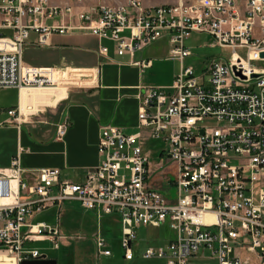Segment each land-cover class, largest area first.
<instances>
[{
    "label": "built area",
    "instance_id": "2783aa9c",
    "mask_svg": "<svg viewBox=\"0 0 264 264\" xmlns=\"http://www.w3.org/2000/svg\"><path fill=\"white\" fill-rule=\"evenodd\" d=\"M32 31L40 45L54 33L74 31L110 39L117 54H129L142 68L151 60L134 59V52L165 36L168 58L181 65L169 85L140 86L136 131L100 126L101 158L82 180L63 178L59 167H41L27 181L19 156L14 171L0 172V264L49 258L33 242L51 240L56 249L63 235L58 225L35 217L70 200L98 216H119L127 259L134 257L137 227L167 223L175 235L147 245L142 256L187 264L202 247L217 264H264V66L255 64L264 61V0H126L80 9L50 0H0V88L61 82L56 67L24 62ZM192 31L211 34V44L228 48L232 59L212 57L200 74L183 65L192 54L185 45ZM99 50L106 53L107 46ZM9 113L18 117L16 108ZM68 126L66 118L58 124L59 138ZM148 137L165 142L160 150L173 165L175 198L152 182L155 171L142 144ZM94 240L98 256L112 253L104 236Z\"/></svg>",
    "mask_w": 264,
    "mask_h": 264
},
{
    "label": "crops",
    "instance_id": "0c3cea01",
    "mask_svg": "<svg viewBox=\"0 0 264 264\" xmlns=\"http://www.w3.org/2000/svg\"><path fill=\"white\" fill-rule=\"evenodd\" d=\"M50 1L71 4L74 9H80L93 4L112 5L126 0ZM175 1L143 0L145 5ZM162 38L165 40L161 41ZM37 40L38 34L32 31L23 53L24 62L33 66L56 67L61 82L48 86L0 88V128L7 132L1 145H9L8 156L0 163V172L14 171L12 160L19 156L20 165L25 169L23 177L27 181H33L34 171L41 167H59L63 178L80 181L86 169L96 166L100 161L97 142L101 125L112 124L126 132L137 130L140 86L151 84L154 69H160L165 61L171 59L168 58L169 42L162 36L141 50H136L134 59L151 60L147 67L142 68L129 61V54H117L112 40L92 33H54L45 45H40ZM101 45L107 46L106 53L100 52ZM176 72V67L171 68L169 79H173ZM166 83L169 82H161L163 85L159 86H165ZM11 108L17 109L18 117L9 113ZM65 118L69 120V126L65 135L59 138L58 124ZM161 181L162 177L154 172L152 182L160 187ZM95 215L98 225L93 239L99 233L108 242L107 236L112 235L110 233L113 232L114 223L119 221L120 224L119 216ZM39 216H44V220L60 227L63 235L60 246L63 242L70 243L67 240L69 236L64 233L63 219L72 217V200L65 202L61 208L51 207L35 218ZM151 227L156 229L158 235L160 226ZM119 232L121 238V224ZM174 235L175 231L163 242L152 236L154 244L150 245L164 244ZM52 257L50 254L49 258ZM162 261L159 264H164Z\"/></svg>",
    "mask_w": 264,
    "mask_h": 264
},
{
    "label": "rangeland",
    "instance_id": "374dc122",
    "mask_svg": "<svg viewBox=\"0 0 264 264\" xmlns=\"http://www.w3.org/2000/svg\"><path fill=\"white\" fill-rule=\"evenodd\" d=\"M165 39L162 38L161 41ZM214 38L211 34L203 31H192L190 35L185 39V45L188 46L192 54L186 56L183 65H192L196 74H200L204 69V63L212 57H222L224 59H232L233 55L228 48L221 47L219 45H212ZM256 65L264 66V61H256ZM181 62L178 59H170L165 61L160 69H154V77L151 84L163 85L161 82L168 81L170 84L172 79H169V71L171 68L176 67L177 72L180 69ZM176 72V73H177ZM1 92V89H0ZM205 123L215 125L218 122L215 119H206ZM7 135V132L0 128V163L6 160L8 156L9 145H1L3 136ZM142 144L146 154L149 156V165L152 171L156 172L162 177L160 191L169 196L175 198L176 185L173 183L174 175L173 165L167 163L166 152L161 154L162 148L165 147V142L157 140L155 138H144ZM163 175H169L170 179ZM95 211L92 209H84L80 206L78 200H72V217L63 219L65 222L64 233L69 236L70 243L61 244V248L52 250L53 242L51 240H37L33 246L38 247L41 250L48 251L49 254L58 258L56 264H159L162 260L157 257H144L142 256L143 250L149 244H154L151 240L152 236L157 239L165 240L166 237L173 235V229H171L167 223H163L158 229V235L156 229L149 225H140L136 229V238L133 241L134 258L127 260L123 255V248L120 246L119 238V221L115 222L112 229V235L107 236V247L111 250V255L98 256L96 253L95 241L93 239V233L97 229ZM44 216H39L35 220H44ZM160 241V242H161ZM11 259V258H7ZM164 262V260L162 261ZM187 264H217V258L208 249L200 247L198 252L191 255L187 259Z\"/></svg>",
    "mask_w": 264,
    "mask_h": 264
},
{
    "label": "water",
    "instance_id": "95a60500",
    "mask_svg": "<svg viewBox=\"0 0 264 264\" xmlns=\"http://www.w3.org/2000/svg\"><path fill=\"white\" fill-rule=\"evenodd\" d=\"M261 56H264V51L260 53ZM57 258H37V259H26L22 261V264H56Z\"/></svg>",
    "mask_w": 264,
    "mask_h": 264
},
{
    "label": "bare ground",
    "instance_id": "6f19581e",
    "mask_svg": "<svg viewBox=\"0 0 264 264\" xmlns=\"http://www.w3.org/2000/svg\"><path fill=\"white\" fill-rule=\"evenodd\" d=\"M207 216V215H206Z\"/></svg>",
    "mask_w": 264,
    "mask_h": 264
}]
</instances>
